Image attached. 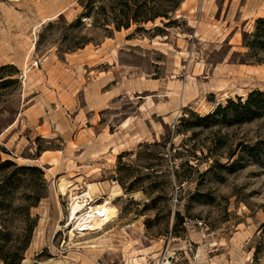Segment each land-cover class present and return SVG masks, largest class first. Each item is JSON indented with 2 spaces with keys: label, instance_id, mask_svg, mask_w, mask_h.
<instances>
[{
  "label": "rangeland",
  "instance_id": "374dc122",
  "mask_svg": "<svg viewBox=\"0 0 264 264\" xmlns=\"http://www.w3.org/2000/svg\"><path fill=\"white\" fill-rule=\"evenodd\" d=\"M140 1L168 18L107 31L76 23L87 0H0V264H264V110L238 103L264 92L244 45L264 0ZM89 184L118 212L81 231L68 188Z\"/></svg>",
  "mask_w": 264,
  "mask_h": 264
},
{
  "label": "trees",
  "instance_id": "16d2710c",
  "mask_svg": "<svg viewBox=\"0 0 264 264\" xmlns=\"http://www.w3.org/2000/svg\"><path fill=\"white\" fill-rule=\"evenodd\" d=\"M149 1V0H147ZM155 1V0H152ZM168 9L158 8L155 11L153 9H147V2H142L140 0H87L85 4V10L80 17L76 20V23H81V18L86 16H91L94 14L96 16L95 23L103 26L107 31L121 30L122 28H130L133 24L137 25V30H144L142 24L149 21H153L158 17H167L169 15ZM108 25H112L109 28ZM264 17L257 20L256 29L253 33H246L244 35V45L249 47L251 50L261 48L264 49ZM250 39H252L250 41ZM78 44H84V41L79 42ZM75 47H78L77 45ZM72 48V47H71ZM256 61H262L261 58L256 59ZM2 78V77H0ZM264 99V92L253 91L249 94L246 101H243L240 97L238 98V103L248 112L254 116L260 115L261 110H264V107H258L257 104H253L254 98ZM255 101V100H254ZM232 104H236L234 101H231ZM264 101L261 100V103ZM8 164L15 165L11 160H5L0 162V168L7 166ZM21 171L22 173H32L39 174L43 177L44 171L36 165H21L17 166L14 172ZM11 183L9 177L5 178L3 183L0 185V208H1V197L3 195L2 189H4L6 184ZM35 185V183H34ZM44 197L42 194L37 195L35 198L36 201ZM1 233V230H0ZM12 260L9 262L7 257H4L5 264H21L23 257L21 251L11 255Z\"/></svg>",
  "mask_w": 264,
  "mask_h": 264
},
{
  "label": "bare ground",
  "instance_id": "6f19581e",
  "mask_svg": "<svg viewBox=\"0 0 264 264\" xmlns=\"http://www.w3.org/2000/svg\"><path fill=\"white\" fill-rule=\"evenodd\" d=\"M116 187H114L111 196L120 195L121 190L115 192ZM68 189V193H71L70 197L73 201L70 214L72 216V219H76V222H78L77 228L80 226H83L84 228H94L97 226L99 227L100 225L110 222L117 216L118 211L112 202V198H105L102 202H98V200L96 199L95 203H87L86 198L90 196L93 200V194L98 191L96 185L89 184V187L87 189L78 192H75L74 190L79 188L73 186ZM86 208L88 209V211L86 213H83ZM80 213L83 214L80 215ZM74 231L75 229H71V235H73Z\"/></svg>",
  "mask_w": 264,
  "mask_h": 264
},
{
  "label": "built area",
  "instance_id": "2783aa9c",
  "mask_svg": "<svg viewBox=\"0 0 264 264\" xmlns=\"http://www.w3.org/2000/svg\"><path fill=\"white\" fill-rule=\"evenodd\" d=\"M86 199H87V203L88 204H90L91 202L92 203L95 202L94 201V198L92 200V197H90V196H88ZM72 222H73V219H72V216H70L69 223H72ZM75 225H78V222H76V224H74V227H75ZM78 229L82 231L84 229V227L83 226H80V227H78ZM83 231H87V230H83Z\"/></svg>",
  "mask_w": 264,
  "mask_h": 264
},
{
  "label": "crops",
  "instance_id": "0c3cea01",
  "mask_svg": "<svg viewBox=\"0 0 264 264\" xmlns=\"http://www.w3.org/2000/svg\"><path fill=\"white\" fill-rule=\"evenodd\" d=\"M262 17H264V15Z\"/></svg>",
  "mask_w": 264,
  "mask_h": 264
}]
</instances>
